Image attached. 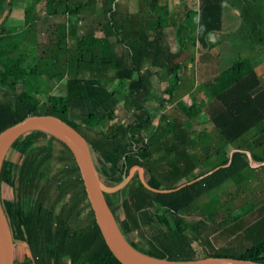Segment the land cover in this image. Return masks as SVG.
<instances>
[{
    "label": "trees",
    "instance_id": "1",
    "mask_svg": "<svg viewBox=\"0 0 264 264\" xmlns=\"http://www.w3.org/2000/svg\"><path fill=\"white\" fill-rule=\"evenodd\" d=\"M106 1L100 0L101 6L105 7ZM222 2H226L237 10L238 21L244 32L245 54L240 55L204 83L211 94V100L206 104L205 112L214 129L229 142L264 117V86L261 87L258 84L255 73L246 58L248 52L264 42V0H198L196 18L190 26L194 30V37L190 38L185 34L190 40L188 42L194 39L202 47L205 45L206 36L212 31L219 30ZM7 4L8 0H0V13L4 12ZM186 16H183L181 20L184 21ZM170 23L173 27L175 26L173 21ZM3 30L5 27L0 21V92L2 94L0 129L29 113L54 114L74 127L70 119H74L76 113L69 108L68 97L64 94L48 92V90L44 92L39 90V85L35 83L38 76L35 69L24 63L23 57L10 54L11 52L7 51L2 44L1 31ZM174 31L176 45L187 40L181 35L179 28H174ZM100 38H102L101 49L104 53L103 42L105 43L107 38ZM100 38L98 41H101ZM157 48L162 51L161 47ZM152 53V50L148 49L142 56L147 59L150 55L152 58ZM142 56H137L139 60L136 63L130 52L128 54L122 50L118 57L110 52L106 56H90L92 59L88 61V64L96 70V73L104 75V70L108 66L117 68L118 84L127 87V91L121 85L116 87L115 92L118 93L119 100L124 106L140 110L142 115L135 117L129 125L111 124L106 129L89 136L81 135L86 142L90 163L99 185L105 188L117 185L126 177V169L131 165H136L139 170H142L139 175L141 181L136 174H130L126 183L121 186L100 191L124 239L134 249L152 257L166 259L202 257L195 256L189 240L182 239V234L176 233L171 228L167 214H176L184 210L202 193L225 179L237 181L241 176V170L247 166V156L236 149L230 153L228 161H221L209 172L206 171L210 168L203 170L193 176L197 178L190 182L178 187H175L178 184L165 187L171 188L169 190L150 188L148 180L153 176L148 165L147 163L142 166L139 164V161L149 160V147L147 143H143L139 133L143 129L153 127L150 114L158 113L162 102L154 94L142 99H137L134 95L136 87L146 80L144 72L151 67L150 64L146 69L139 70ZM168 64L169 62L160 68L162 72H165L163 79L166 80L167 77L173 79L171 83L165 82L167 86L172 84L168 87V96L171 97L178 81L176 72L180 63ZM132 74L134 77L131 76ZM126 79H129L127 83L124 81ZM149 100L155 101V104L150 107L145 106L144 102ZM176 104L185 119L199 111L192 102L186 104L176 102ZM89 111L79 117L78 121L91 127L109 114V112L106 113L105 108L101 110V113H97L98 116L95 112ZM63 116L65 119L62 118ZM159 118L164 119V115L159 114ZM167 125L165 121L161 135L169 132ZM23 132L24 135L30 136L33 146L22 152L17 161L7 158L0 160V184L3 182L14 187L10 197L0 196V212L9 237L23 242L27 248V252L21 259H12L11 264H61L63 261L67 264H124L112 253L92 218V211L85 197L77 166L67 145L58 137L40 128H30ZM49 138L59 143L56 153H53L55 147L48 141ZM250 158L262 160L264 154L260 157L250 155ZM47 159L55 162L68 161V164L60 167L55 172L56 175L46 176L41 182L42 171L39 168ZM130 170L133 172L135 168L132 167ZM60 173L71 175L68 180L64 176L66 179L64 182L79 187L85 198L88 213L91 215L90 221L83 226L77 225L75 229L68 227L66 221L68 213H63L61 216L52 214L55 203L65 193V184L49 200V209L42 205V201L46 200L51 189V183ZM132 178L133 181L129 183ZM157 188L165 189L160 182ZM145 205L150 206L152 211H148ZM135 239L142 242L144 246H139ZM205 242L206 245H210L208 240ZM173 247L176 248L177 253L172 251ZM236 257L264 262V237L243 248Z\"/></svg>",
    "mask_w": 264,
    "mask_h": 264
},
{
    "label": "rangeland",
    "instance_id": "2",
    "mask_svg": "<svg viewBox=\"0 0 264 264\" xmlns=\"http://www.w3.org/2000/svg\"><path fill=\"white\" fill-rule=\"evenodd\" d=\"M93 1V0H92ZM168 0H107L105 7L100 5L99 10L103 11L104 8H107V11L113 12L112 14V27L109 29L106 26L104 29V20L103 18H99L96 20L98 23L97 28L101 30L103 33V30L105 31V37L108 36V32L110 31L111 39L109 43V38H107V41L103 44L105 45L104 50L102 53L101 47L102 45V38L101 41H98L96 39V34L99 35V32H95L93 34V41L92 44H87V39L90 35H92V28L90 24L94 23L87 17L86 23H89L88 28L85 29L84 26L80 27V32L78 35V39L73 43H71L70 46L64 47L63 50L67 51V53L73 52V57L71 60V64H67L64 62V54L63 51L54 52V56H60L59 59H61L64 64L56 63L55 65L48 64L47 66L44 65V67L52 68L51 73H47V75H53L55 76L54 79H43V77L37 76V79L35 80V83L39 85V90L44 92L46 91L50 83L53 84L54 81H56V77L58 74V68L62 69V66L64 65L66 68L70 69V71L74 72V75L81 76L84 78H90V80H86L88 82V87L94 86L91 88L92 90H95L94 92L90 93V95L85 96V99L88 101L89 109H92L91 112L101 113V110L98 112V105L100 103L101 96L98 93V90H102L103 95L102 99L104 98V94H110L112 96H115L117 104L115 108V112L111 114V117L106 120L105 118H101V120L96 124L95 126H85L81 123V121H78V117L82 116V114H87L90 111H87L86 113V105L83 104V106L78 107L76 111V116L74 119H70L73 123V126L75 129L82 134L83 136H89L93 133H96L100 130L106 129V127H109L111 124H119L120 126H125L131 124L135 117L140 116L141 112L140 110L133 109L131 106H124L123 103L118 98V93L115 92V89L117 86H120L118 84L117 78L118 75L116 73L117 68L108 66L104 70V75L100 73H96L92 66H89L88 61L92 58L91 55H103L106 56L107 53H112L116 57H118L120 50L123 52H127L133 56L134 63L138 62L139 58L137 57L139 55L142 56L144 53L148 51V49L152 50V58L147 57L146 60V66H150L145 72L144 77H146V80L142 85H138L136 87L135 97L137 99H142L144 97H147V95L154 94L158 99L161 100L162 105L160 107V110L158 113H151L150 114V121L152 120L153 127L146 128L141 130L139 133L142 137L143 143H147L149 147V160L146 162L139 161V164L142 166L143 164L148 165V169L150 170L153 178H150L148 180V184L152 188H156L159 184V182L162 184V186L168 187L172 186L174 184L182 183L183 181L187 179H191L196 174H199L205 170L206 166L208 167L211 164H214L215 161L208 162L203 165V162L200 158V152L193 149L192 145H190V142L188 143V146H191V153L184 154V152L189 148L187 147L186 139L188 135H186V131L189 130V124L190 120L187 119L184 126V136H179L180 132L174 131L172 128L179 124V121L174 122V112L177 113L176 116L182 115L181 111L179 110V107L177 106L176 102H181V104L184 103L183 97L187 96L185 95V92H187L188 86L186 83L183 85H177L174 86L173 94L171 97L168 96V87L172 86L169 83L173 82V79L171 77H167L166 80L161 79L159 83V87L154 88L152 83V79L157 78L156 75H159L161 68L160 66L164 67L167 62H169L168 65L173 64L174 62L178 61V57L180 59H183L180 54L187 52L186 61L188 63H191L193 60V49L192 47L188 49L186 45H184L186 48L181 47V45H176L175 39L173 37L175 47L173 48V52L170 51L169 48L165 47L166 42H164L163 36L161 34L158 35V31H154L150 26L147 25V23L150 21V18H153V13L156 11L157 6L166 4ZM177 2V0H171V2ZM189 0H184V6H188ZM97 7V6H96ZM164 6H161V12L164 13L165 9ZM117 13V14H116ZM118 15V17H116ZM105 18L107 19L106 13H104ZM161 16V15H160ZM162 17V16H161ZM91 18V17H90ZM117 18V20H115ZM119 19V20H118ZM163 19H166L167 23L170 25V21H173L172 18L166 17V15L163 17ZM121 20V22H120ZM175 20V19H174ZM116 21V22H115ZM176 21V20H175ZM174 22V21H173ZM161 23V20H160ZM101 24V25H100ZM167 25V24H166ZM166 25H161V28ZM103 29V30H102ZM109 29V31H108ZM107 30V32H106ZM61 31V30H60ZM88 31V32H86ZM88 34V35H87ZM244 35V32L242 31L241 36ZM21 37H25V31L22 32L20 35ZM71 35V39H72ZM188 36H191V32H188ZM240 36V34H239ZM100 37H104L103 34L100 35ZM192 37H194V33H192ZM205 41L206 43H209V51L213 53L215 56L214 59H207L205 57V54H203L202 60L207 61V63L210 65L217 66L218 68H222L224 64H228L229 60L237 54L239 57L240 55H244V41L237 39V33L235 34H229V40L231 44L229 43L228 46L221 47L220 44L215 45V41H213V38H207ZM153 38V40H151ZM106 39V38H105ZM212 39V40H210ZM114 40V41H113ZM224 41L223 39H221ZM77 41L79 43H77ZM97 43V44H96ZM214 43V44H213ZM110 44V45H109ZM58 48L62 47V44L59 42L57 43ZM56 45V46H57ZM109 45V48H108ZM115 45L117 47L115 48ZM157 46H160L162 48V51L157 48ZM199 46V45H198ZM204 46V47H205ZM236 46V47H235ZM76 47V48H75ZM119 47V48H118ZM207 47V48H208ZM10 46L6 47L7 51H10ZM206 48V49H207ZM46 52L47 49L49 51L56 50L51 49L50 46L48 48H43ZM18 50V51H17ZM15 51V56L24 57L23 62L26 63V56L24 54L23 49H18ZM160 50V51H159ZM197 50H201V47H198ZM56 53V54H55ZM180 53V54H179ZM12 54V53H10ZM77 55H79L80 59L79 61H76ZM75 56V57H74ZM143 57V56H142ZM237 57V58H238ZM75 58V59H74ZM39 59V58H38ZM50 58H45L43 61H49ZM119 59V58H118ZM57 62H59L56 59ZM185 62V68L186 66ZM139 65V64H138ZM144 65V63H143ZM141 67V65H140ZM181 64L178 67L177 70V76L180 70ZM209 68V67H208ZM89 69V70H88ZM92 69V70H90ZM140 70V68H139ZM165 70V69H164ZM37 73L42 74L44 76L45 70L43 67L37 68ZM141 71V70H140ZM147 72V73H146ZM164 72V71H163ZM165 73V72H164ZM134 77V74L131 75ZM164 76V75H163ZM76 77V76H72ZM129 79L124 80L125 83H127ZM168 81L169 86L164 85L165 82ZM50 82V83H49ZM85 82V81H84ZM164 83V84H163ZM52 86V85H51ZM122 86V85H121ZM125 91H127L126 85L122 86ZM52 92H56L55 89H53ZM41 93V92H40ZM2 99V94L0 93V100ZM146 103L145 106L148 105H154L155 103H152V100L144 102ZM186 104V103H184ZM101 105V104H100ZM168 105V106H167ZM164 107V110L161 111V109ZM174 112H173V110ZM205 109V108H204ZM159 114H163L164 118L167 115V117H171V121L167 122V130L169 131L164 132L163 135H161V129L164 124V119L159 118ZM125 117H127V120H125ZM184 117V116H182ZM65 119V117H62ZM72 118V117H71ZM68 119V120H69ZM127 121V122H126ZM170 124H172V128L170 127ZM181 124V123H180ZM184 125V124H182ZM180 129L182 130L183 127L181 125ZM171 128V130L169 129ZM156 133V134H155ZM163 133V132H162ZM159 137V140L157 143L150 142L154 135ZM193 135V133H190ZM29 135H24V132H21L19 135H17L15 138H13L8 146L5 148L2 158H7L12 161H17L19 159V156L22 152L28 150L33 146V142L30 141ZM174 137V138H172ZM155 139V138H154ZM182 140V142L173 143L171 140ZM49 142L53 143L54 152L56 153V149L59 147V143L54 140L48 139ZM153 143V144H152ZM231 143L230 145L235 146L239 143L238 139H233L232 141H229ZM153 145V146H151ZM134 148V145H132ZM169 148V149H168ZM68 161H62V162H55L52 159L45 160L39 170L42 171V176L40 181L42 182L46 176L50 175H56V171L60 169V167L67 165ZM203 165V166H202ZM136 167L135 165H131L129 168V173L127 171L126 176H129L130 174H136L137 178L140 180V172L142 170H139V167L135 168V171H131L130 169L132 167ZM264 167V166H262ZM261 167V168H262ZM138 168V170H137ZM246 168V167H245ZM244 169V168H243ZM63 172V171H62ZM139 172V173H138ZM247 171H244L242 173L245 177V174ZM95 175V174H94ZM202 175V174H201ZM64 176H66L67 180L70 179V174L64 175L63 173H60L58 176H55L54 182L51 183V189L49 190L46 200L42 201L43 207L46 209H49V200H51L54 195L60 191L62 186L65 184ZM133 177V176H132ZM95 178V176H94ZM96 179V178H95ZM133 181V178L130 180L129 183ZM159 181V182H158ZM227 181V180H226ZM126 183V182H124ZM123 183V184H124ZM225 183V182H222ZM220 184L221 186H217L215 189H209L202 193L198 198L193 200V202L189 205H187L184 210L179 211L176 214H167V219L169 221V224L172 229L175 230L176 233H181L182 239H188L190 242V246L194 250L195 256H204V255H219V256H231L236 257L238 256L243 248L246 246H249L250 244L254 243L255 241L263 238L261 236L256 237L257 235H263V234H257L255 236H247L241 237V235H249L248 229L242 225L244 219L247 217L248 214V206L245 204L243 206H237L239 203H237L235 206L231 205L230 200V192L234 191L233 187H229L226 191L227 197L225 195L220 194L218 198H215L217 194H219L220 188H224V185ZM65 193L63 196H61L57 202L55 203L52 214H59L60 216L63 213H68V216L66 218V221L68 223V227L70 229H75L77 225H84L88 221L91 220V215H89L87 206L85 204V198L83 194L80 192L79 187L74 186L73 184H65ZM82 185V183H81ZM103 187V186H102ZM14 187L8 186L5 183L0 184V196L1 197H10L13 194ZM211 193V195H209ZM222 193H224L222 191ZM208 195V196H207ZM207 196V197H204ZM210 198H215L212 201H207ZM227 199H229L227 201ZM207 205L205 206V204ZM243 204V202L241 203ZM144 207L147 208L148 211H152L151 207L148 205H145ZM61 209V210H59ZM62 211V213H61ZM239 215V216H237ZM93 218V215H92ZM244 224V223H243ZM220 228V229H219ZM226 236V237H225ZM225 238V239H224ZM224 239V243H220ZM206 240L209 241L210 245H206ZM137 244L141 247L144 246L142 242L136 241ZM110 246V245H109ZM12 258L13 259H20L23 255V253L27 252V248L25 244L21 241L12 239ZM175 247H173L172 251H175ZM177 253V251H175ZM61 264H67L66 261L62 262Z\"/></svg>",
    "mask_w": 264,
    "mask_h": 264
},
{
    "label": "crops",
    "instance_id": "3",
    "mask_svg": "<svg viewBox=\"0 0 264 264\" xmlns=\"http://www.w3.org/2000/svg\"><path fill=\"white\" fill-rule=\"evenodd\" d=\"M183 4L184 0H177V2H171V0H168L166 4H159L156 11L153 13V18H150V21L147 23V25L150 26L154 31H158V35L161 34L163 36L164 42H166L165 47L169 48L171 52H173V48L175 47L173 37H175L174 32L176 30L174 31V28H179L181 31V35H183V37L185 38L187 37L185 36V34L188 35L189 31L191 32L190 38L192 37V33H194V30L190 28V26L193 25L196 18L195 11L197 10L198 0H189L188 6H184ZM100 5V0H8V4L1 19V23L5 27V30L1 31L3 37L2 44L5 47H9L11 44L10 52L12 53V55L16 54L15 51L17 50V48L23 49L26 56V63L29 67H33L35 71L37 70V68L39 69V67H43V69L45 70L44 76H42V74L40 73L37 74L40 77H43V79H54L55 76L47 75V73L52 74L51 71L52 69H54V67L45 68L44 65H55L56 63H58L59 65L64 64V62L67 64H71L70 62L73 57V52L67 53L68 50L64 51L62 48L63 46H70L72 42L74 43L78 39V37L80 36L78 35L80 32V27L84 26L85 29L88 28L89 23H86L85 21L86 19H88L87 17H89V19L94 22L90 24L91 26L93 25L92 35L88 37L87 44H92L94 37L93 34H95L96 31L99 32V35L96 34L97 41L98 38H100V35L103 34V38H109V43L111 42L109 29H111L112 27L111 24H114L111 20L113 12H108L107 8H104L103 11H100ZM161 6H164V13L161 12ZM104 13H106L107 19L105 18ZM165 15L166 17L173 19L175 23L174 27L171 24L169 25L166 19H163ZM185 15H187L186 19L184 21L181 20V18ZM98 17H104V29L106 28V26L111 25L110 27H108L109 37H105V31L103 29L102 33L101 30L97 28L98 23L95 24V22H97L96 20H98ZM116 17H118V15ZM115 20H117V18H115ZM162 23L163 25H167L161 28ZM23 31H25V37L20 36ZM234 33H237V39L243 40V35L241 36L242 27L240 26L238 21L237 10L232 6H229L226 2H222L220 10L219 30L210 32L207 38H213V41H215V45L220 44L221 47H224L228 46L229 43L231 44L229 40V34ZM71 35H73L72 39ZM221 39H223L224 41H222ZM151 40H153V38ZM188 41L190 40H184V43L179 45L183 47V50L184 48H186L184 45H186L188 49L189 47H192L194 51L193 60L191 63H188L186 61V56L188 55L187 52H184L182 54L179 53L180 56L184 58L180 59V57H178L179 59L177 63H180L181 67L178 73L177 85H183L184 83L187 84L188 89L187 92H185V95L187 96L183 97V99L188 98L189 102H192L199 108V111L193 116L187 118L188 120H190V124L188 125L189 130L186 131L185 134L188 135L186 143L187 147L189 148L184 152V154L191 153V146H188V143L190 142V145H192L193 149L200 152L199 156L201 160L204 161L203 165L208 162L215 161L214 164H211L208 167L206 166L205 169L215 167L223 160L228 161L230 153L236 149L241 150L247 156V166L246 168L241 170V176L237 181L225 179L222 181L225 183L220 182L212 188L215 189L217 186H221V183L222 185L225 184L224 188H220L219 194H217L215 198H218L220 194L225 195V197L228 198L226 191L230 189L229 187L234 188V191H229L231 205L235 206L237 203H239L237 205L239 207L246 204L249 208L247 217L243 221L244 224L242 223V225H244L248 229L249 235L242 234L241 237L246 238L247 236L263 234L256 236L259 239V236L264 237V167H262L264 166V158L262 160H256L254 158L251 159L250 155L260 157L264 154V117L258 120L254 126L234 138L239 140V143L235 146L230 145L231 143L224 140L214 129L205 112L204 108L206 104L211 100V94L204 83L211 77L215 76L224 67L235 61L238 56L237 54H235L231 58V60H229L228 64H224L222 68H218L214 65L208 66L209 64L207 63L206 59L202 60L203 54L206 53L205 57L210 60L214 59L216 56V54L214 56L213 53L209 51V43H206V46L204 45L205 47H201L198 46V43L194 39L191 40V42ZM58 42L62 44L61 48H58ZM48 46H50L51 49L56 50L49 51V49H47L46 52L43 48H48ZM198 47H201V50H197ZM115 48L117 51L118 49L116 45ZM58 51H63L64 62L59 59L60 56H54V52ZM45 58L50 59L49 61L45 62L43 61ZM75 58L76 60L74 62L79 61L78 59H80L79 55H77V57ZM246 58L255 73L258 84L263 87L264 42L248 52L246 54ZM56 59L59 62H57ZM145 62V57H141V67L139 66L140 70L146 69L148 67L146 66ZM185 62L187 63L186 68L184 67ZM58 70L59 71L56 77V81H54L53 84L49 82L50 86L47 89L48 92L66 95L69 99V108L71 109V111H73V113H76L75 111H77L80 104V106H83V104H85L87 107L84 113L92 110L89 109V106L87 105L88 101L85 99V96H88L90 95V93L95 91L91 89L92 87L94 88V86L88 87L87 85L88 82L86 80H90V78H86L84 80V78H82L81 76L74 75V72L70 71V69L66 68L64 65L62 66V69L58 68ZM163 75L164 72L160 71L159 75H156L157 78H154V80L152 79V85L154 88L159 87V83H161L160 80L163 79ZM53 89H55L56 92H52ZM98 93L101 96V100L97 107L99 108V110L105 108L106 113L109 112V114L106 115L108 120V118L111 117V114L116 111L115 106L118 101H116L115 96L107 93L104 94V98L102 99L103 92L100 89L98 90ZM77 100H79L81 103L79 104ZM153 103H155V101L152 100L151 104ZM150 106L153 105H148V107ZM176 115L177 113L174 112L173 119L175 120L174 122L179 121V124L176 126L171 124L173 126V128L172 126L171 128L178 133L180 132L179 136L182 137L184 136V126L187 119L182 117L183 115ZM75 117L78 116L75 115ZM125 120H127V117H125ZM165 121H171V117H167L166 115L164 118V122ZM179 125L183 127L182 130L180 129ZM190 133H193V135ZM154 138L151 140V142L157 143L159 137L154 135ZM172 141L173 143H175L177 140L172 139L171 142ZM179 142H182V140L179 139L177 143ZM129 168L130 166L127 169L128 172ZM244 171H247L245 177L242 174L244 173ZM222 191L224 193H222ZM209 195H211V193ZM215 198H210L207 203ZM228 200L229 199H227V201ZM242 202L243 204H241ZM207 203L205 204V206L207 205ZM224 239L220 243H224Z\"/></svg>",
    "mask_w": 264,
    "mask_h": 264
},
{
    "label": "water",
    "instance_id": "4",
    "mask_svg": "<svg viewBox=\"0 0 264 264\" xmlns=\"http://www.w3.org/2000/svg\"><path fill=\"white\" fill-rule=\"evenodd\" d=\"M3 13H0V21ZM43 126H52L57 129L64 131L68 136L69 140H66L55 133H51ZM30 128H40L48 133L58 137L62 140L69 148L73 160L77 166L78 174L81 179L82 187L85 193V197L88 201L89 207L92 211V215L95 223L97 224L104 241L109 246L112 253L124 264H131L127 259H131L136 264H264L263 261H257L247 258L231 257V256H219V255H207L191 259H166L148 256L136 249H134L121 235L118 228L116 227L105 203L100 194L101 190H112L116 187L121 186L128 176L123 178L117 185L105 188L99 185L97 179L94 178V171L90 163L86 142L83 136L70 124L59 118L54 114H34L29 113L24 115L21 119L3 127L0 129V160L2 159L5 148L8 146L10 141L19 135L21 132ZM215 167L208 169L206 172L213 170ZM91 176L94 178V182L91 180ZM197 177H193L188 181L182 182L175 187H178L186 182H190ZM94 185L97 186L99 195L104 203V206L108 212V217L102 214L96 206V199L94 196ZM152 188V187H150ZM155 190H169L171 188L156 189ZM2 226L0 225V264H11L12 260V239L9 237L7 232L2 214L0 212ZM116 245V249H113L110 244V240ZM123 253L127 259L122 258L119 253ZM123 255V256H124Z\"/></svg>",
    "mask_w": 264,
    "mask_h": 264
},
{
    "label": "bare ground",
    "instance_id": "5",
    "mask_svg": "<svg viewBox=\"0 0 264 264\" xmlns=\"http://www.w3.org/2000/svg\"><path fill=\"white\" fill-rule=\"evenodd\" d=\"M45 129H47L48 131H50L51 133H55L57 135H59L60 137L66 139V140H69V136L62 130L60 129H57L55 127H52V126H43ZM91 180L94 182V178L91 176ZM94 196H95V199H96V206L98 207L99 211L104 214L106 217H108V212L104 206V203L99 195V192H98V189H97V186L94 185ZM0 225L2 226V221H1V216H0ZM110 241V244H111V247L113 249H116V245L113 243V241L111 239H109ZM119 253V252H118ZM119 255L124 258V259H127L126 256L121 252L119 253ZM124 255V256H123ZM128 262H130L131 264H136L135 262H133L131 259H127ZM205 264H208V263H205Z\"/></svg>",
    "mask_w": 264,
    "mask_h": 264
},
{
    "label": "built area",
    "instance_id": "6",
    "mask_svg": "<svg viewBox=\"0 0 264 264\" xmlns=\"http://www.w3.org/2000/svg\"><path fill=\"white\" fill-rule=\"evenodd\" d=\"M183 101H184V103H188L189 102L188 98H184ZM163 110H164V107L161 109V111H163Z\"/></svg>",
    "mask_w": 264,
    "mask_h": 264
},
{
    "label": "flooded vegetation",
    "instance_id": "7",
    "mask_svg": "<svg viewBox=\"0 0 264 264\" xmlns=\"http://www.w3.org/2000/svg\"><path fill=\"white\" fill-rule=\"evenodd\" d=\"M107 120V116L104 117ZM136 166V165H135Z\"/></svg>",
    "mask_w": 264,
    "mask_h": 264
}]
</instances>
